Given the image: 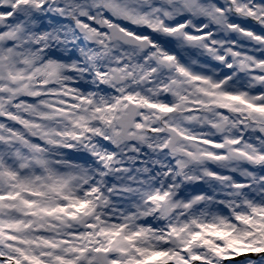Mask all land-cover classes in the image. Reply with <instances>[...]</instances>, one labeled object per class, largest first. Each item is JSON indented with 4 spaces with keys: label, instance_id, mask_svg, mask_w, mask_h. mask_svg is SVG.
Instances as JSON below:
<instances>
[{
    "label": "snow or ice",
    "instance_id": "obj_1",
    "mask_svg": "<svg viewBox=\"0 0 264 264\" xmlns=\"http://www.w3.org/2000/svg\"><path fill=\"white\" fill-rule=\"evenodd\" d=\"M241 256L264 264V0H0V264Z\"/></svg>",
    "mask_w": 264,
    "mask_h": 264
}]
</instances>
